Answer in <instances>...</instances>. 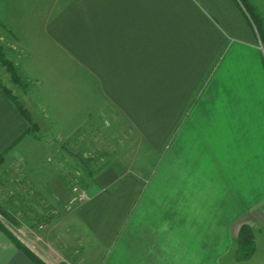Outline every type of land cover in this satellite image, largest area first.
Here are the masks:
<instances>
[{"label": "crops", "instance_id": "crops-1", "mask_svg": "<svg viewBox=\"0 0 264 264\" xmlns=\"http://www.w3.org/2000/svg\"><path fill=\"white\" fill-rule=\"evenodd\" d=\"M0 39L18 53L19 73L34 81L36 102L27 108L41 131L12 150L55 211L34 244L24 243L29 254L0 229V264H264V230L254 238L253 254L238 260L228 242L249 224L234 220L221 228L225 240L202 223L198 207L202 190L217 198L225 186L241 203L239 213L264 209V164L254 159L250 172V160L232 153L246 144L254 150L260 139L252 138L264 136V107L252 114L257 128H241L242 117L250 118L242 106L250 102L242 87L244 57L254 95L264 92V58L237 0H1ZM203 88L213 103L206 110ZM12 91L0 86V153L28 126ZM257 95L263 103L264 94ZM101 127L106 135L138 136L146 156L165 151L164 162L175 151L192 157L195 181L182 186L177 198L185 202L168 211L178 222L161 223L156 239L129 233L138 216L151 212L147 177L120 170V163L89 171L73 151L88 146ZM74 168L85 178L88 198L67 206L79 174ZM172 230L181 231L183 247L196 244V252L165 255L161 246L170 238L160 234Z\"/></svg>", "mask_w": 264, "mask_h": 264}, {"label": "rangeland", "instance_id": "rangeland-1", "mask_svg": "<svg viewBox=\"0 0 264 264\" xmlns=\"http://www.w3.org/2000/svg\"><path fill=\"white\" fill-rule=\"evenodd\" d=\"M246 1L249 2V4L255 8L256 12L260 14L263 19L264 26V0ZM0 42L3 43L1 39ZM3 44L7 48H10L5 43ZM256 46L260 49L261 47H264V44L258 40ZM5 56L12 62L13 66L17 70L18 77L13 81L11 74L0 63V81L4 85H7L8 87L10 86L12 88V92L14 94L13 97L16 98L23 108H25L36 124L33 116L27 108L28 104L32 105L36 102L34 99V81L28 80L21 73H19L17 64L20 58L15 50L11 49L10 52L5 53ZM244 58V80L242 87L244 95L250 91V97H248L250 102L248 104L249 107L245 106L244 104L242 106H244V111H250V118L242 117L244 119L242 121L244 125H242L241 128H245L246 130L249 128L250 131L253 128H257L258 123L255 122L254 118H252V114L255 112L256 107L257 109L263 108L264 102L257 103L258 100L257 102L254 100V97H256L257 94H252V85L248 84V81L250 82L252 79H249V74L247 71V58ZM237 73L238 72H235L234 75H237ZM261 75L262 71H260V79L262 78ZM250 76L255 77L253 71L250 73ZM203 90L204 88L202 91ZM204 91L201 92L202 97L200 100L202 110H206L207 107L213 104L211 102V97ZM263 94L264 92L257 96ZM258 120L260 121V119ZM107 122L108 119H104L102 127L106 128ZM213 122L215 124V121ZM202 123L203 125L205 124L204 121H202ZM102 127L95 130L97 134L91 136L93 139L90 141L91 143L88 146L82 147L81 145H75L73 151H75L78 156L80 155V159L84 161L85 169L89 171L94 172L97 169L104 168L111 163H120L123 164L119 167L120 170L125 172L132 170L137 173H143L147 177L149 180V182H147L149 191L147 192L148 198L146 197L147 199L145 198L144 201H147L146 205L149 207V209H151V212L149 214L147 213V215L141 214V217L138 216L134 225V229L132 232L129 231V233L131 234L132 238L137 237L139 239L143 238L148 240H153L154 238L156 239L160 231L158 226L161 223H164V225H167V223L172 225V223L178 222L176 215L169 212L173 213V208H177L180 204L185 202V199L177 198L178 195H182V186L189 185L191 180L195 181V178L193 177L194 174H191L193 171L190 170L192 157L189 156L188 152L185 153L186 151H175L171 153L172 156L167 155L166 162H164L163 159L165 151H163L159 157H157V155H153L152 157L146 156V152L143 150L138 136H129V134L124 131H116L114 136L108 134L106 135L103 133L104 129L102 130ZM216 127H222V122L220 120H218L216 123ZM202 128H205V126H202ZM36 135L41 136V131L38 130ZM248 136L250 137V134ZM42 137H44L46 140H49L50 135ZM252 139H254L255 142L257 139L261 140H259V144L252 146L254 150H252L250 144H246L244 150L241 151L237 149L232 151V153L233 155L236 154V156L234 155L235 158L241 156L242 159L250 160V172H255V168L253 166L254 159H259L260 162L264 164V157L261 156L264 154V136H260L258 134ZM64 145L67 144L64 142L63 146ZM255 154L259 155L255 156ZM134 163L136 166H133ZM124 165L125 167H123ZM207 168V166H203L202 172L199 173V177L205 173ZM74 170L79 174L76 175L77 177H74L71 181V195L74 194L72 191L73 185H76L78 188L84 190L86 195H88L87 190L84 187L85 178L82 177L80 168H74ZM33 187V183H31L28 179V173L25 172L23 160H21L19 156L13 152L12 148H10L4 154V160L0 164V208L11 214L17 224L13 225L8 223L3 219V217H1V215L0 220L4 222V224L19 240L28 245L34 244L36 232L42 225H45V221L47 220L48 216L52 215L53 218L55 217V211L53 210V207L49 205V203L43 199L39 191ZM223 187V192H219L217 198L216 196L213 197L210 192L202 190L201 200H203V202L201 203L202 205L198 206L200 210H203L204 216H202V223H205L207 228H209L210 224H212L211 226L214 228L213 230L215 232L218 228L219 237L221 236L224 239L226 238L225 231L221 228H225V226L229 223L231 224L235 222L234 220H237V222H247L249 225L251 223V225H253V229H251V231L253 233V238H255L256 235L260 234L261 231L264 230V209L261 207H256L250 211L239 213L238 205L241 206V203L235 198H230L228 191L226 190L227 188H225V186ZM212 205L214 207H212ZM209 208H212L210 210L211 214L209 213ZM204 210H207V212L205 213ZM165 211L166 213H161ZM53 218H51L50 221ZM155 218H160V221H154ZM160 238H162L163 241H167V239L170 238V240H168L169 245H162L161 250L165 255L170 256L171 258L177 257L179 255L189 257L191 253L196 252L195 249L198 247L196 244H190L183 247V237L181 236V231L177 230L160 234ZM203 238H207V236ZM236 241L237 237L235 236V238L232 240L230 239V242H228L231 245L229 249L232 253V256H235L237 252L238 246ZM180 250L182 251L180 252ZM261 252V255H264V249H262ZM234 264L241 263H236L235 261Z\"/></svg>", "mask_w": 264, "mask_h": 264}, {"label": "trees", "instance_id": "trees-1", "mask_svg": "<svg viewBox=\"0 0 264 264\" xmlns=\"http://www.w3.org/2000/svg\"><path fill=\"white\" fill-rule=\"evenodd\" d=\"M237 1L241 5L247 17L249 18L251 24L253 25L255 32L257 33V36L259 38V41L262 44H264V26H263L262 17L260 16L258 12H256L255 8L252 5H250L249 2H247L246 0H237ZM10 50H11L10 48H7L2 42H0V63L11 74L13 81H14L18 77L17 70L13 66L12 62L5 56V53L10 52ZM1 85L2 83L0 81V86ZM12 100L18 112L27 121L28 126L26 130L24 131V133L18 136L15 139V141H13L10 144L9 148H7L6 150L0 153V164L4 160V154L8 151V149L15 146L24 136L31 135L33 137H38L36 135V132L39 130V128L34 123L30 114L25 110V108H23V106L16 100V98H13ZM0 215L8 223L13 224V225L17 224L14 217L11 214L7 213L5 210H2L1 208H0ZM51 218H53L52 215H49L45 223H48ZM0 229L11 238V240L15 243L17 248L25 251L28 254L30 253L26 245L21 240H19L1 220H0ZM236 243L238 246L236 257L238 260L247 259L253 254L255 245H254L253 233L249 225L243 224L240 227L238 231Z\"/></svg>", "mask_w": 264, "mask_h": 264}, {"label": "built area", "instance_id": "built-area-1", "mask_svg": "<svg viewBox=\"0 0 264 264\" xmlns=\"http://www.w3.org/2000/svg\"><path fill=\"white\" fill-rule=\"evenodd\" d=\"M260 49L262 52V56L264 58V47H261ZM72 191L74 192V194L70 196V198L68 200V205L76 204V203H83L86 201L87 195H86V192L84 190L78 188L76 185H73ZM59 264H63V263H59Z\"/></svg>", "mask_w": 264, "mask_h": 264}]
</instances>
